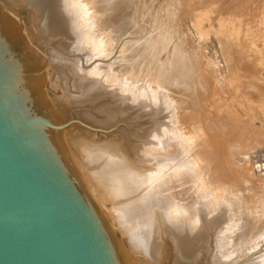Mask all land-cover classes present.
<instances>
[{
    "label": "water",
    "instance_id": "1",
    "mask_svg": "<svg viewBox=\"0 0 264 264\" xmlns=\"http://www.w3.org/2000/svg\"><path fill=\"white\" fill-rule=\"evenodd\" d=\"M19 1L0 0V264H151L121 242L109 170L118 142L177 154L166 96L110 73L77 0ZM208 235L191 263L162 233L160 261L126 241L156 264H211Z\"/></svg>",
    "mask_w": 264,
    "mask_h": 264
},
{
    "label": "bare ground",
    "instance_id": "2",
    "mask_svg": "<svg viewBox=\"0 0 264 264\" xmlns=\"http://www.w3.org/2000/svg\"><path fill=\"white\" fill-rule=\"evenodd\" d=\"M14 1L22 5L25 4L23 2H20L19 0H14ZM77 1L81 8L83 18L87 26L88 32L90 34V37L92 39L95 53H97L96 54L97 56L102 55L104 57H107V56L109 57L110 53L112 54V51H115L113 49L115 46H117L116 42L123 41L122 48L120 46L118 47V48H121L122 50L119 49L120 51L118 52L117 59H115L116 55L113 54L114 55L113 60L114 59L115 60H114V65L110 69V73L117 78L124 79V80H127L135 84V86L146 84L149 88L157 87L160 90H162L169 102V106L171 107L173 117H174V134H175V143L177 147V154L164 153V152L142 148V147H138L134 145L130 146L128 144H124L121 142L115 143L113 145L111 159H110L109 175H110V179H111L112 186H113L117 212H118L120 221L123 225L125 234L127 236V237L125 236V241L128 240L129 245L135 250H137L138 252H140L141 254H143L144 256L154 261H160L162 257V253H163V244H162V240L160 236V233H162L163 235L168 236L171 239L174 250H175L176 257L178 258V260L184 263H191L196 257L197 249L207 244V242L209 241V235H208L209 231H214V246H213V252L211 255L212 257L210 260L211 264H236L237 262H240L241 260L249 256L250 254L255 252L256 249H260L261 248L260 246L262 244L258 246L259 248L257 247L256 249H255V246L258 243H261V241L263 242L264 240V222L262 219L264 215L261 216L258 213H256L258 214L256 215L255 211L253 212L254 215L247 214V213H250L252 204L249 205L248 198L246 197L244 198L243 196H241L240 193H238L237 188H236L237 189L236 191L235 189L234 190L232 189L233 188L232 186L234 184L240 182L242 179L245 178L244 171H241L242 168L236 169L235 166H234L235 168H232L231 164L226 162V160H224L225 158L224 154L227 151V148L231 142L230 138L232 137H229L230 135L228 136L223 133L222 135H220V137L217 140H214V136L208 133L209 131L207 132V128L208 129H210V127L215 128V126L216 128H220V129L222 127L230 126L232 131L234 132L238 128L243 127L241 123L238 122V120L241 114L242 113L244 114V111L246 110V101L244 100L245 99L244 97H248L249 95L251 96L250 93H252L251 92L252 89L250 91L248 90V83L243 82V83L238 84L237 82L234 85L235 91L233 92H236L237 96L239 95L244 101L242 99H241L242 101H239L238 99H236L239 102L234 104L235 103L234 97L236 96L235 94V96L230 97V104L226 102L227 103L226 109H228V113H229L228 123L223 124V122L220 121L218 115H214L212 116L214 117V119L211 120L213 122H212V125L210 126L211 123L208 125L207 124L208 121H204V120L206 119L208 114H210L209 112L211 108L216 109L218 106V103H220L221 95L219 91L221 90V83L222 81H224V78L226 77V75L224 74L223 70H220L219 68L216 70L217 67L213 66L214 63L210 62L208 59L204 57L205 53L203 50L205 47L203 48V46L198 45L199 53L204 59L203 60L204 68L206 72L209 74V76H211L213 83L212 84L210 83L211 85H210L209 90L207 89L208 91L205 89V91L202 90L201 93L199 94L198 91L200 90L194 92V90H196L195 89L196 87L194 86L196 85H193L192 83L189 82L190 79L188 77L192 73L188 72L189 75L186 78L184 76L186 75L185 73H187V71L189 70H186L187 67L184 69V67L186 66V62H184L185 63V66L183 65L184 67L182 66V64L184 63L183 62L182 64L180 63L181 57L176 58L177 61L176 60L174 61L175 67H176L174 68L176 69V71H178L176 63L181 64V67H183L181 74L179 73L180 75L178 74L177 77L174 76L175 78H172L171 80L169 79V77L166 78L167 76H165L166 75L165 73L167 72H164V70H166L164 69V67L166 66L165 63H167L168 61L167 62L163 61L165 65L164 67H163V64H161L162 66L161 70H162V73L163 72L164 73L160 74V76L157 75L158 73L161 72V70L158 71V69H160L161 67L160 68L158 67L160 63L162 62L159 59V57H157V50H158L157 45H161L159 44L161 42L160 40H159L160 41L159 43L157 44L155 43L156 45L154 47L155 49L152 50V53H150L151 57L149 53L148 55H146L147 53L143 54L147 50L149 52L150 48L145 51L143 49L140 51H136V50L130 49L129 47L135 45L137 42L134 43V41L132 42L130 40L129 42H124L123 34L125 33V31H127V29H125V23L128 22L125 20L128 19L127 18L128 14L130 15L131 14L130 11L133 10L129 6V3L131 4V2L134 0L132 1L131 0H77ZM238 1L239 0H222V2L220 3V8L217 9L218 10L217 14L215 15L214 13L216 12L213 10L211 11L213 12L215 16L211 15V17L212 16L213 17L208 18L207 26L209 30L212 29L214 31L215 37L217 38L216 41H218L220 46L222 45L224 46V48H228L229 46L232 47L233 44L235 46V43H236V45L239 47V48L237 47L235 51L233 50L232 52L233 55H231L230 52H228V54L225 55L227 52L225 53L224 51H226L227 49L222 50V52H224V56L225 57L227 56L228 62L230 63V64H227L229 65L227 67V70L229 71V73L227 75L228 77L226 78V80L229 78L230 75L236 76V78L241 75V76H244L246 79L250 78V80H253V81L255 79L256 80L255 82H257L258 70L261 69L259 65L261 64V61L264 59V52H262V50L260 49H257L260 47L255 48V45L257 44V43L255 44V41L257 40L259 33H255V32L249 33L251 31L249 32L247 31L248 33L246 31L243 33H235L234 31L233 33V29L231 28H234L235 26H237L238 23L243 25L245 21L247 22V19H248L247 18L246 20H244V23H240L241 20L244 19L242 18L244 13L241 14L242 11L239 8H241L243 5L239 7L240 3L239 5H237ZM242 1L243 0H241V3H244V2L247 3V1L245 0L244 2ZM254 1L256 2V0ZM261 1L262 0H260L259 2ZM141 2L142 1H140V4ZM174 2L178 3L175 0ZM252 2L253 1H250L251 4H254V2L253 3ZM259 2H258V5L261 6ZM250 3L249 5L246 4L247 7L251 5ZM258 5L255 4V6H258ZM138 6L140 5L137 4L136 9L138 8ZM198 6L201 9V5L199 4ZM245 6H243V9ZM125 7H127L126 9L127 11H129V13L125 11L126 9L124 10ZM141 8L143 7L141 6ZM255 8L256 9L254 10L251 9L253 11V14L256 12V10H259L257 7ZM237 9H239L241 13H239ZM122 10H124L127 13V16L123 12L124 16H126V19L122 18L123 21H120L121 19L119 20V16L117 18V14L120 13L119 11L122 12ZM246 10H249V12L251 11L250 9H247V8ZM133 12H132V16H133ZM261 12L264 15V12L262 10ZM257 14H256V18L260 15V14L259 15ZM121 16L124 17L122 13H121ZM226 17L228 18L225 20ZM246 17L248 16L246 15ZM31 18H32L33 26L38 29V27L34 23L33 15L31 16ZM178 18H176L175 20H177ZM197 20L199 21V18ZM132 21H135V19L133 18ZM128 23L126 25H128ZM254 23L257 24V22H254ZM129 24H132V23H129ZM194 24H196L195 26H197L196 27L197 33H198L199 38L201 39V36L204 33L203 31L205 30V33L208 31H206L205 27L204 28L200 27L202 26L200 25V23H199L200 26L198 25V23H193V25ZM249 25L250 27H252L251 24ZM249 25H247L246 28H248ZM263 26L264 24L262 25V27ZM244 27H241V28H244ZM131 28L132 26L130 27V29L128 28L129 34L127 35H132L131 34L132 32H133V35H136L135 33L139 32V31H136V28H135V32H134V29L133 31H131ZM173 28H175V26ZM182 29L184 30V28ZM249 29L250 28H248V30ZM260 30L261 29L259 28V31ZM121 31H124V32L122 33ZM153 34L157 37L159 36L160 33H156V34L153 33ZM153 34L151 33L152 36H154ZM181 36L182 35H180V39L184 37V36L182 37ZM222 36L223 38L224 36H226L227 38L225 37L223 39ZM263 36L264 34L262 35V37ZM135 37L133 36L134 39ZM129 39H130V36H129ZM156 40H154V42H156ZM185 41H190V40L188 39ZM232 41H234L233 44H232ZM196 43L198 42L196 41ZM260 44L258 43V45ZM151 45L150 47H152ZM173 47H175L174 51L178 49V46L175 44L173 45ZM151 49H153V47ZM171 50L170 52L168 51L170 54L172 53ZM125 53H127L128 59L124 57ZM173 54L174 53H172V55ZM145 55L148 57V59L146 58ZM140 58L141 60L142 59L144 60L146 58V62L144 61L145 62L144 64L140 63L138 65L136 62H138L139 61L138 59ZM174 58H171L170 61ZM161 59L164 60V58H161ZM178 59L180 62H178ZM170 61L169 63H167V64H170L169 66L167 65L168 68L172 64V62L170 63ZM174 63L172 64L173 66H174ZM154 64H159L158 67H156L157 70L155 69ZM179 64H177L178 67L180 66ZM172 67H170V70ZM180 69L181 68H179V71ZM47 70L44 71V77H46L45 76L46 73L49 72ZM156 71H158L157 74H156ZM172 72L175 73V71H172ZM161 75H164L165 78L168 80H163L161 78L162 81H159L160 80L159 78L161 77ZM172 76L173 75L171 74V77ZM250 76H252L254 79H252ZM261 77L263 78L264 76H261ZM261 77L259 74L258 78L264 81V78L262 79ZM184 78L185 79L188 78L187 79L188 81L184 82L186 81ZM200 81H201V78H200ZM259 81L260 80H258L257 84L259 83V85H263V84H260L261 81L260 82ZM254 86H257V85H254ZM44 87H45V83H44ZM197 87H198V83H197ZM259 87L260 86H258V88ZM250 88H253V87H250ZM254 88H256L255 90H257V87H254ZM263 88H264V85H263ZM246 90L249 92V94L248 92L246 93ZM259 91L257 90L258 93L256 92L255 94L254 93L252 94H254L255 97L257 96L259 98L261 96L259 95L261 93V92L259 93ZM233 92H232V95H233ZM221 93H222V90H221ZM254 95L252 97H254ZM255 97H254L255 99L254 101L252 98L253 103L255 101L257 103V100H258V104H259V101L261 102L264 101L263 100L264 98L262 99L260 98L259 100L257 99V97L256 98ZM256 103L254 104L256 105ZM263 104L264 102L261 103V106L259 108H262ZM257 108L258 107L256 106V109ZM259 108L257 111L260 112ZM248 109L249 108H247V111ZM251 114L252 113L250 112V115ZM252 116L253 114L251 115V118ZM236 118L238 120H236ZM194 119L196 120L194 121ZM210 119L211 118H208L207 120H210ZM197 120L204 121L206 123V124L204 123L205 124L204 126L206 128L203 125H200ZM248 122H249V119H248ZM246 124H249V123H246ZM255 124H256L255 121H252V125L255 126ZM262 127L264 129V126ZM237 134L239 135L240 132ZM93 141H95L94 138H93ZM240 143L242 144V142ZM233 144H234L233 146H235L237 143L236 144L233 143ZM210 149H213L219 155L222 156L220 159V161H222V164H223L222 167L219 165L215 167L213 165L215 163V159L205 153L208 151L210 152ZM210 154H214V152ZM229 154H230V151H229ZM204 155H207V156H204ZM79 158L83 159L84 155L80 154ZM219 173L221 176H223L222 179H224L225 182H223L222 179L218 177ZM240 178L242 179L240 180ZM240 186L243 187V185H240ZM228 190H231L233 192L230 193ZM218 191H222V192H218ZM223 193L224 195H222ZM229 194L232 197H238L237 195H239L238 197L239 201H236V202L241 206L236 207L234 204L230 203L228 200L220 199L221 197L228 198ZM257 196H262V195H257ZM255 198H256V195H254V200H252L250 197H249V200L255 201ZM256 200L258 201V197ZM262 200L264 201V196ZM111 204L112 202L110 200H103V207H110ZM263 209H262V213L264 214ZM110 217L115 218V214L111 213ZM111 224L115 228L118 227L116 220H112ZM121 236H124V235H121ZM129 252L135 257L136 252H134L131 248ZM146 257H144L145 261L151 264H156L148 260ZM250 263L264 264V250L255 254L249 259L245 260L242 264H250Z\"/></svg>",
    "mask_w": 264,
    "mask_h": 264
},
{
    "label": "rangeland",
    "instance_id": "3",
    "mask_svg": "<svg viewBox=\"0 0 264 264\" xmlns=\"http://www.w3.org/2000/svg\"><path fill=\"white\" fill-rule=\"evenodd\" d=\"M132 1V0H131ZM136 2V4H135V2ZM134 1H132L131 2V4L129 3V6L133 9L132 11H130V15L128 14V16H127V13L125 12V11H127V7H125L124 8V10H122V12L121 11H119L120 13H118V11H117V18H118V16H119V20L120 21H123V19L125 18L126 19V16H127V18L129 19H126L125 21H128L129 23H132V24H129L128 22V25H126L127 23H125V29H127V31H125V33L123 34V36H124V42H129V40L130 41H134V43H136L135 45H133V46H131V47H129L130 49H132V50H136V51H140V50H147V49H149V52H148V50L146 51V52H144L143 54H145V53H147L146 55H148V53H149V55H150V53H152V50H154L155 48V43L157 44V43H159L160 41V43L159 44H161V45H157V48H158V50H159V52H158V50H157V57H159V59L162 61L161 63H160V65L159 64H154L155 65V69H156V67H158V65H159V67L158 68H160V69H158V71H160L161 69H162V66H161V64H163V67L165 66L164 65V63H163V61L164 62H167V63H169V61H170V59L171 58H174L175 56V58L174 59H172L171 61H170V63L172 62V64L174 63V61L176 60L177 61V59L176 58H179V57H181V59H180V61H179V59H178V62H180L181 64H182V62L184 63V62H186V66H185V63L184 64H182V66L184 67V69L186 68V70H189V71H187V73L189 72H191L192 74L191 75H189V73L187 74V73H185L186 75H184L185 76V78L186 77H188V75H189V79H190V83H192L193 85H196V86H194V87H196L195 89L196 90H194V92L195 91H198V90H200V91H198V93L200 94L201 93V91L202 90H204L205 91V89L207 90H209V88H210V85L213 83V80L211 79V76H209V74L206 72V70H205V68H204V59L202 58V56H201V54L199 53V49H198V45H201V46H203V48H204V53H205V55H204V57L206 58V59H208L210 62H212V63H214V65L213 66H215V67H217L216 68V70L219 68L220 70H223L224 71V74L226 75V77L224 78V81H222V83H221V90H222V93H221V90L219 91L220 92V97H221V99H220V103H218V106H217V108L216 109H214V108H211V110H210V114H208V116L206 117V119L204 120V121H208V125L210 124V126L212 125V122L213 121H211V120H213L214 119V117H212V116H214V115H218V117H219V119H220V121H222L223 122V124L224 123H228V119H229V113H228V109H226L227 108V103L228 104H230V97L231 96H235V94H236V92H233V91H235L234 90V85L238 82V84L239 83H243V82H247L248 83V90L250 91L251 89H252V93H256L257 92V90L259 91V95H263L262 97L260 96L259 98L257 97V99H259L260 100V98L262 99V98H264V93H262V92H264V88H263V85H264V81H262L260 78H258V75L260 74V77L261 76H264V59L261 61V64L259 65L260 67H261V69H259L258 70V75H257V82H258V80H260L261 81V83L260 84H263V85H259V83L257 84V82H255L256 80L252 77V76H250L252 79H254V81L253 80H250V78H248V79H246L244 76H239V77H237L236 78V76H233V75H230L229 76V78L226 80V78L228 77L227 75H228V73H229V71L227 70V67L229 66V65H227V64H230L229 62H228V58H227V56L225 57L224 56V52L226 53L225 55H227L228 54V52H230L231 53V55H233L232 54V52H233V50L235 51L236 49H237V45H236V43H235V46H234V41H232V47H228V48H224V46H220L219 45V43H218V41H216L217 40V38L215 37V34H214V31L211 29V30H209V28H208V26H207V22H208V18H210L211 17V15H213V16H215L216 14H217V9L218 8H220V3L222 2V0H217V2H216V0H175L176 2H178V3H175L174 2V0H139V2H138V0L136 1V0H134ZM140 1H142L141 2V4H140ZM181 1V2H180ZM209 1V2H208ZM245 1H247V3L246 2H244V0L242 1V2H244V3H241V0H239L238 1V4L237 5H239V3H240V5H239V7H241V5H243V6H245L246 4L247 5H249V3H250V1H253L254 2V4H251L250 6H248V7H250V8H248L247 7V5L245 6L247 9H252V10H254V9H256L255 7H257L259 10H256V12L253 14V11L251 10L250 12H249V10H246V8L244 7V9H243V6L241 7V8H239L241 11H242V13H241V11L239 10V9H237L238 11H239V13H241V14H243V17L242 18H244V19H242L241 20V22L240 23H244V20H246L247 18V22L249 23V24H251V26L252 27H250V25L245 21V23L247 24V25H249L248 26V28H250L249 30H248V28H246L247 27V25L244 23L243 25L242 24H239L238 23V25L237 26H235L234 28H231V29H233V33H234V31H235V33H243V32H249V31H251V32H249V33H259V35H258V37H257V40L255 41V48H257V47H260V48H257V49H260V50H262V52H264L263 50H264V36L262 37V35L264 34L263 32H264V26L262 27V25L264 24V17H262V16H264L263 15V13L261 12V10L264 12V2H263V0L261 1V2H259L260 0H256V2L254 1V0H245ZM193 4H192V3ZM196 2V3H195ZM213 2V3H212ZM215 2V3H214ZM252 2V3H253ZM258 2L261 4V6L260 5H258ZM174 3V4H173ZM196 5H195V4ZM263 3V4H262ZM135 4V5H134ZM137 4L138 5H140V6H138V8L136 9V7H137ZM201 5V9L199 8V6L198 5ZM211 4H213V5H211ZM255 4L256 5H258V6H255ZM177 5V6H176ZM236 5V6H237ZM127 6H128V4H127ZM132 6H134V7H132ZM141 6L143 7V8H141ZM171 6V7H170ZM251 6H253V7H251ZM259 6H260V8H259ZM171 9H170V8ZM179 7V8H178ZM188 7V8H187ZM196 7V8H195ZM204 7V8H203ZM214 7V8H213ZM261 7H263V8H261ZM131 8H129V9H131ZM198 8H199V10H198ZM173 9V10H172ZM195 9V10H194ZM210 9V10H209ZM261 9V10H260ZM176 10V11H175ZM215 11L216 13H214L213 14V12H211V11ZM134 11V12H133ZM137 11V12H136ZM175 11V12H174ZM181 11V12H180ZM257 11H259V12H257ZM125 13V15L126 16H124V13ZM128 13H129V11H127ZM132 12H133V16H132ZM177 12V13H176ZM235 12H237V11H235ZM247 12H248V14H247ZM261 12V13H260ZM121 13L123 14V16L124 17H122L121 16ZM139 13V14H138ZM141 13V14H140ZM176 13V14H175ZM252 13V14H251ZM257 13H259L260 15H261V17H260V15L259 14H257ZM114 14H116V13H114ZM173 14V15H172ZM193 14V15H192ZM209 14H210V16H209ZM256 14L257 15H259L257 18H256ZM179 16V18H178V16ZM196 15V16H195ZM246 15L248 16V17H246ZM101 16V15H100ZM120 16H121V18H120ZM135 16V17H134ZM209 16V17H208ZM212 16V17H213ZM253 16H255V17H253ZM138 17V18H137ZM194 17V18H193ZM211 17V18H212ZM253 17V18H252ZM123 18V19H122ZM133 18L135 19V21H132L133 20ZM176 18H178L177 20H175ZM199 18V21L197 20ZM228 17H226L225 18V20L227 19ZM131 19V20H130ZM193 19H195V20H193ZM250 19V20H249ZM197 20V21H196ZM204 20V21H203ZM262 20V21H261ZM179 21V22H178ZM192 21H193V23H198V25H199V23H200V25H202V26H200V27H205L206 28V31H208V32H206L205 33V30L203 31L204 33L202 34V36H201V39L199 38V36H198V33H197V26H195L196 24H194L193 25V23H192ZM195 21V22H194ZM254 22H257V24L256 23H254ZM259 22V23H258ZM178 24V25H177ZM259 24V25H258ZM246 25V26H245ZM255 25H257V26H255ZM128 26V27H127ZM132 26V28H131V31H133V29H134V32H135V28H136V31H139V32H136L135 34L136 35H133V32L131 33V31H130V33L132 34V35H127V34H129L128 32V28L130 29V27ZM175 26V28H173ZM183 26V27H182ZM240 26V27H239ZM245 26V27H244ZM127 27V28H126ZM241 27H244V28H241ZM182 28H184V30L182 29ZM252 28V29H251ZM259 28L261 29L260 31H259ZM263 28V29H262ZM236 29H238V30H236ZM243 29H245V30H243ZM257 29H258V31H257ZM178 30V31H177ZM188 30V31H187ZM124 31H121L122 33L124 32ZM211 31V32H210ZM232 31V30H231ZM257 31V32H256ZM182 32V33H181ZM184 32H185V34H184ZM190 32V33H189ZM247 32V33H248ZM151 33L153 34V33H160L159 34V36H155L154 34V36H152L151 35ZM141 34V35H140ZM180 35H182V36H184L183 38H181L180 39ZM214 35V36H213ZM122 36V37H123ZM129 36H130V39H129ZM133 36L135 37V39L133 38ZM139 36V37H138ZM181 36V37H182ZM189 36V37H188ZM154 37V38H153ZM187 37V38H186ZM192 39H191V38ZM226 36H224V38H225ZM261 37V38H260ZM222 38H223V36H222ZM223 38V39H224ZM227 38V37H226ZM260 38V39H259ZM157 39V40H156ZM179 39V40H178ZM182 39H183V41H184V43H183V41H182ZM190 40V41H185V40ZM263 39V40H262ZM126 40V41H125ZM154 40H156V42H154ZM160 40V41H159ZM193 40V41H192ZM260 40V41H259ZM158 41V42H157ZM196 41L198 42V43H196ZM122 42L123 41H119V42H116L117 44V46H115L114 47V49L113 50H115V51H112V54L110 53V55H109V57L107 56V57H104V56H98V57H100V58H102V59H104V60H113V58H114V55H116L115 56V59H117V55H118V52L120 51V50H122L121 48H122ZM178 42V43H177ZM188 42V43H187ZM193 42H194V44H193ZM260 42H261V44H263V45H261L260 44ZM154 43V44H153ZM192 43V44H191ZM258 43L261 45H258ZM133 44V43H132ZM152 44V45H151ZM172 44V45H171ZM177 45L178 46V49H176L175 51H174V49H175V47H173V45ZM188 44V45H187ZM150 45L153 47V49H151L152 47H150ZM154 45V46H153ZM197 45V46H196ZM121 47V48H118V47ZM164 48H163V47ZM186 46H187V48H186ZM195 46V47H194ZM262 46H263V48H262ZM117 47V48H116ZM146 47V48H145ZM161 47H162V49H161ZM172 48V50H171V48ZM177 48V47H176ZM231 48V49H230ZM239 48V47H238ZM110 49V48H109ZM118 49V50H117ZM120 49V50H119ZM167 49V50H166ZM197 49V50H196ZM221 49V50H220ZM227 49V50H226ZM170 50H171V52L172 53H174L173 55H172V53L170 54L169 52H170ZM220 50V51H219ZM222 50H226V51H224V52H222ZM230 50V51H229ZM116 51H117V53H116ZM169 51V52H168ZM174 51V52H173ZM198 51V52H197ZM176 52V53H175ZM195 52V53H194ZM160 53V54H159ZM170 55H172V56H170ZM198 53V54H197ZM97 54V53H96ZM114 54V55H113ZM125 56L124 57H126V59H128V57H127V53H125L124 54ZM145 55V56H146ZM156 56V55H155ZM171 58H170V57ZM197 58H196V57ZM199 56H200V58H199ZM150 57H151V55H150ZM146 58L148 59V57L146 56ZM146 58L143 60H141V58L140 59H138L137 61L139 62H136L138 65L140 64V63H145L146 62ZM161 58H164V60L163 59H161ZM167 60H166V59ZM170 58V59H169ZM186 58V59H185ZM225 58H227V59H225ZM114 59V60H115ZM113 60V61H114ZM141 60V61H140ZM186 60V61H185ZM203 62H202V61ZM145 61V62H144ZM148 62V61H147ZM188 62V63H187ZM134 63V62H133ZM167 63H165L166 64V66L165 67H167V65L169 66L170 64H167ZM171 64V66L170 67H172L173 65ZM177 64H179V63H176V66H177V70L178 71H176V67H175V63H174V66L171 68V70L172 71H175V73H173L171 70H170V67L168 68H165L164 67V69H166V70H164V72H167V73H165L166 75L165 76H167L166 78H168L169 77V79L171 80L172 78H175L174 76H178V74L180 73L181 74V72H182V69H183V67H181V64H179L180 66L178 67V65ZM218 64V65H217ZM134 65H136V64H134ZM219 66V67H218ZM175 67V68H174ZM200 67H202V68H200ZM179 68H181L180 69V71H179ZM200 68V69H199ZM204 68V69H203ZM48 69V70H47ZM174 69V70H173ZM199 69V70H198ZM49 71L50 72V68H46L45 69V71ZM157 70V69H156ZM170 72H169V71ZM185 70V71H186ZM260 70H262V71H260ZM158 71H156V74H157V72ZM49 72H47L46 73V77H45V87H46V89L47 90H49L51 93H53L54 95H56V96H59L60 95V90L59 89H55V91L54 90H52L50 87H48V80H47V74L49 73ZM163 72V73H164ZM176 72H178V73H176ZM201 72V73H200ZM162 73V70H161V72L160 73H158L157 75H159L160 76V74H163ZM184 73V72H183ZM195 73V74H194ZM199 73V74H198ZM168 74V75H167ZM169 74H170V76H169ZM171 74L173 75L172 77H171ZM175 74V75H174ZM179 74V75H180ZM198 74V75H197ZM208 74V75H207ZM193 75V76H192ZM163 76L164 75H161V77L159 78L160 80L159 81H162V79L163 80H168V79H166L165 78V76H164V78H163ZM209 76V77H208ZM171 77V78H170ZM204 77V78H203ZM162 78V79H161ZM184 78V79H185ZM187 78V79H188ZM200 78H201V81H200ZM204 80H203V79ZM222 78V77H221ZM262 78V77H261ZM264 78V77H263ZM262 78V79H263ZM180 79H182V78H180ZM184 79H183V81H184ZM187 79H185L186 81H184V82H187L188 80ZM179 80V79H178ZM203 80V81H202ZM206 80V81H205ZM233 80V81H232ZM205 81V82H204ZM211 81V82H210ZM259 81V82H260ZM188 82V83H189ZM203 82V83H202ZM207 82V83H206ZM232 82V83H231ZM249 82H250V84H249ZM197 83H198V87H197ZM201 83V84H200ZM211 83V84H210ZM209 84V85H208ZM224 84H226V85H224ZM254 84V85H257V86H252V85ZM204 87H203V86ZM230 85V86H229ZM233 85V86H232ZM251 85V86H250ZM200 86V87H199ZM225 86H226V88H225ZM228 86V87H227ZM258 86H260L259 88H261V86H262V88H263V90H262V88L261 89H259L258 88ZM207 87V88H206ZM223 87V88H222ZM250 87H253V88H250ZM254 87H257V90H255L256 88H254ZM200 88V89H199ZM207 90V91H208ZM232 92H233V95H232ZM248 91L246 90V93H247ZM252 93H250L251 94V98L249 97V99H248V97H244L245 99V101H246V110H245V108H244V114L242 113L241 114V116L239 117V120L236 118V120H238V122L239 123H241V125L243 126L242 128H238L235 132L234 131H232V129H231V127L230 126H226V127H222L221 129L220 128H216V126H215V128L213 127V128H211L210 127V129H208L207 128V132L208 133H210L212 136H214V140H217L219 137H220V135H222L223 133L225 134V135H230L229 137H232V138H230L231 139V142H230V144H229V146H228V148H227V151H226V153L224 154V160H226V162H228V163H230L231 164V167L232 168H235L236 167V169H239V168H242V170L241 171H244V174H245V178L244 179H242V178H240V182H238V183H236V184H234L232 187V189L234 190L235 189V191L237 190L238 191V193H240V195L241 196H243L244 198L246 197V198H248V201H249V205H251L252 206V211H251V209H250V213H247V214H249V215H254L253 214V212L255 211V214L256 213H258L259 215H261V216H263L264 214L262 213V209L264 208V201L262 200V198H263V196H264V129H263V127L262 126H264V119H263V117H264V104L262 105V108H259L260 106H261V103H263L264 101V99L262 100L263 102H261V101H259V104H258V100H257V103H256V101L254 102V103H256V105L253 103V101L255 100L254 99V97H255V95L254 94H252ZM258 93V92H257ZM248 94H249V92H248ZM247 94V95H248ZM246 95V96H247ZM254 95V97H252ZM258 95V94H257ZM227 96H228V98H227ZM239 95L237 96V94H236V96L234 97V101H235V103L234 104H236L237 102H239V101H242L243 99L240 97V99H239ZM255 97V98H256ZM252 98H253V101H252ZM229 99V100H228ZM236 99H238L239 101H237ZM242 99V100H241ZM243 100V101H244ZM221 101H222V103H221ZM225 101V102H224ZM229 101V102H228ZM233 101V102H234ZM227 102V103H226ZM221 104V105H220ZM255 105V106H253V105ZM258 104V105H257ZM223 105V106H222ZM226 105V106H225ZM252 106V107H251ZM256 106L259 108V110H260V112L259 111H257L258 110V108L256 109ZM219 107V108H218ZM223 107V108H222ZM255 109H254V108ZM247 108H249L248 109V111H250L252 114H253V116H252V118H251V115H250V112H248L247 111ZM254 109V110H253ZM257 111V112H256ZM254 112H255V114L257 115H255L254 114ZM263 114H262V113ZM228 113V114H227ZM260 114H261V116H260ZM227 115V116H226ZM263 115V116H262ZM224 116V117H223ZM245 116V117H244ZM248 116V117H247ZM260 116V117H259ZM221 117V118H220ZM244 117V118H243ZM262 117V118H261ZM208 118H211L210 120H207ZM224 118V119H223ZM247 118V119H246ZM258 119V120H256V119ZM261 118V119H260ZM248 119H249V122H248ZM196 119H194V121H195ZM231 120V119H230ZM242 120H244V121H242ZM193 121V122H194ZM198 121V123L200 124V125H205L206 123L204 122V121H202V120H197ZM250 121H251V123H250ZM252 121H255V126L254 125H252ZM262 121V122H261ZM232 122V121H231ZM205 123V124H204ZM236 123V122H235ZM246 123H249V124H246ZM262 123V124H261ZM261 125V126H260ZM258 128H257V127ZM205 127V126H204ZM248 127V128H247ZM250 127V128H249ZM206 128V127H205ZM260 128H261V130H260ZM215 129V130H214ZM218 131H217V130ZM231 129V130H230ZM250 129V130H249ZM220 130V131H219ZM231 132V133H230ZM240 132V136H242V137H240L237 133H239ZM242 134V135H241ZM237 135H238V137H237ZM237 138H239V139H237ZM103 139V135L102 134H100L97 130H95V137H94V140L95 141H100V140H102ZM235 139V140H234ZM239 141V143H238V141ZM246 141V142H245ZM240 142H242V144L240 143ZM233 143H237L235 146H233L234 144ZM125 144V143H124ZM129 145V144H128ZM124 146H126V145H124ZM131 146V145H130ZM129 148V147H128ZM235 148V149H234ZM126 149H127V147H126ZM229 151H230V154H229ZM209 152V151H208ZM208 152H205L207 155H210L212 158H214L215 159V163L213 164L215 167L216 166H221L222 167V161H220V159H221V155H219L216 151H214L213 149H210V152L208 153ZM214 152V154H210V153H213ZM207 155H204V156H207ZM229 155H230V157H229ZM232 156V157H231ZM219 163V164H218ZM212 165V166H213ZM235 166V167H234ZM240 166V167H239ZM224 167V166H223ZM223 170V169H222ZM221 171V170H220ZM222 174V173H221ZM219 175H220V173H219ZM218 175V177L219 178H223V176H219ZM222 181L223 182H225V180L224 179H222ZM228 181V180H227ZM242 182V183H241ZM240 185H243V187H241ZM237 188V189H236ZM241 188H243V189H241ZM230 193H232L233 191H231V190H228ZM218 192H222V191H218ZM256 195V198H255V201H250L249 200V197L252 199V200H254V195ZM222 195H224V193L222 194ZM237 195V194H236ZM250 195V196H249ZM257 195H262V196H257ZM238 197H239V195H237ZM238 197H232V196H230V194H229V196H228V198L227 197H225V198H220V199H225V200H228L230 203H232V204H234L236 207L237 206H241V205H239L236 201H239V198ZM257 197H258V201L256 200L257 199ZM262 197V198H261ZM261 200H260V199ZM221 201V200H220ZM253 202V203H252ZM255 203V204H254ZM253 205H255V206H253ZM263 206V207H262ZM254 208V209H253ZM264 210V209H263ZM258 214H256V215H258ZM248 215V216H249ZM262 219H263V222H264V216L262 217ZM248 221V220H247ZM251 222V221H250ZM121 238V240H122V242H123V245H124V247L129 251L130 250V248H129V245H128V243L125 241V236H121L120 237ZM262 244V245H261ZM261 245V246H260ZM258 246H260L262 249H264V240H263V242L261 241V243H258L256 246H255V249L258 247ZM263 246V247H262ZM259 248V247H258ZM256 250H258V249H256ZM255 250V251H256ZM246 252V251H245ZM212 257V256H211ZM135 258H138V259H141V260H144L145 261V258L141 255V254H139V253H135ZM211 260V259H210ZM238 263V262H237ZM236 263V264H237ZM250 264H253V263H250ZM255 264V263H254Z\"/></svg>",
    "mask_w": 264,
    "mask_h": 264
}]
</instances>
